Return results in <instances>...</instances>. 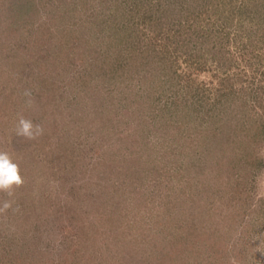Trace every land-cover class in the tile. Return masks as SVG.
Segmentation results:
<instances>
[{
  "label": "rangeland",
  "instance_id": "rangeland-1",
  "mask_svg": "<svg viewBox=\"0 0 264 264\" xmlns=\"http://www.w3.org/2000/svg\"><path fill=\"white\" fill-rule=\"evenodd\" d=\"M0 150V264H264V0H0Z\"/></svg>",
  "mask_w": 264,
  "mask_h": 264
},
{
  "label": "clouds",
  "instance_id": "clouds-1",
  "mask_svg": "<svg viewBox=\"0 0 264 264\" xmlns=\"http://www.w3.org/2000/svg\"><path fill=\"white\" fill-rule=\"evenodd\" d=\"M25 95H30V93L26 92ZM15 132L17 136L31 140L43 134V127L20 116ZM22 184L23 179L17 163L13 162L11 156L6 151L0 150V191L6 192L7 195L11 196L13 195V188L19 187ZM9 207L10 202L5 201L0 210Z\"/></svg>",
  "mask_w": 264,
  "mask_h": 264
}]
</instances>
